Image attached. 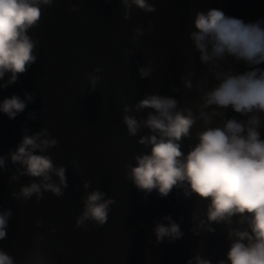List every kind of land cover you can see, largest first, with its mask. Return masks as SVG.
Returning a JSON list of instances; mask_svg holds the SVG:
<instances>
[{
	"label": "clouds",
	"instance_id": "1",
	"mask_svg": "<svg viewBox=\"0 0 264 264\" xmlns=\"http://www.w3.org/2000/svg\"><path fill=\"white\" fill-rule=\"evenodd\" d=\"M51 2L0 0V80L8 74L5 83L16 81L36 60V41L28 30L39 21L41 5ZM123 3L126 8L136 5L154 11L149 0ZM193 25L190 47L198 52L202 69L199 75L195 69L189 70L181 79L186 89L195 88L199 99L193 107L181 105L174 95L152 92L135 103L134 111L124 105L128 134L148 130L138 140L148 150L134 157L127 175L146 194L155 189L167 197L175 188L185 199L195 197L189 217L194 236L215 233L214 224L226 230L227 247L220 258H211L216 250L209 256L197 250L186 264H264V17L245 19L211 7L197 11ZM151 73L150 65L139 69L141 78ZM97 79L90 77L93 87ZM25 97L13 94L0 100V112L16 117L32 100L27 92ZM144 110L146 114L141 115ZM46 132L42 128L24 134L10 153L11 160L22 166V175L39 178L22 185L14 193L18 198L26 200L36 193L39 199L42 189L60 195L66 186L65 167L55 166L46 152L57 141L49 139ZM4 163L0 156V167ZM104 196L97 189L84 197L77 225L85 220L98 224L107 220L113 201ZM11 216V209L0 210V240L7 235ZM153 231L157 241L184 236L181 223L170 214L164 215ZM0 264H16L2 247ZM25 264H47L39 246Z\"/></svg>",
	"mask_w": 264,
	"mask_h": 264
},
{
	"label": "water",
	"instance_id": "2",
	"mask_svg": "<svg viewBox=\"0 0 264 264\" xmlns=\"http://www.w3.org/2000/svg\"><path fill=\"white\" fill-rule=\"evenodd\" d=\"M211 7L221 8L227 14L245 19L264 17V0H194L183 29L179 35L170 59L159 79L154 92L174 95L181 105L195 107L199 94L195 88L184 87L182 76L195 69H202L198 52L190 47L189 32L197 11H207ZM194 83L196 77L194 76ZM173 88L179 91H173ZM144 110L142 115H145ZM148 130L141 129L129 137L114 164L98 186L105 193L104 199L111 198L107 220L98 224L85 220L77 225V216L67 230L47 264H186L197 250L209 256L213 250L215 261L226 250V230L213 225L215 233L194 236L190 231V213L196 205L195 197L185 199L177 195L174 188L167 197H161L155 189L145 193L138 189L128 177L129 166L135 164L134 157L147 151L138 143L139 137ZM96 189V190H97ZM171 215L181 223L184 236L177 240L165 238L157 241L153 231L155 224L164 215ZM183 217V220H181ZM166 223V222H165Z\"/></svg>",
	"mask_w": 264,
	"mask_h": 264
}]
</instances>
